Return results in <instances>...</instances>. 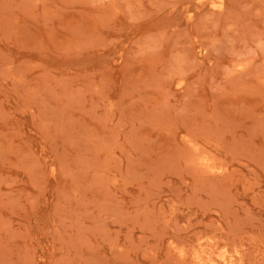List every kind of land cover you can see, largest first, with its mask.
<instances>
[{"label":"rangeland","instance_id":"374dc122","mask_svg":"<svg viewBox=\"0 0 264 264\" xmlns=\"http://www.w3.org/2000/svg\"><path fill=\"white\" fill-rule=\"evenodd\" d=\"M0 264H264V0H0Z\"/></svg>","mask_w":264,"mask_h":264}]
</instances>
